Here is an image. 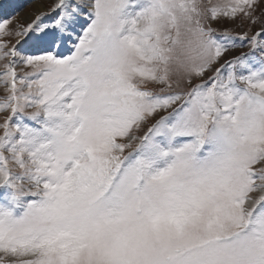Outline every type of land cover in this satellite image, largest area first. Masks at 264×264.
<instances>
[{
  "label": "snow or ice",
  "instance_id": "obj_1",
  "mask_svg": "<svg viewBox=\"0 0 264 264\" xmlns=\"http://www.w3.org/2000/svg\"><path fill=\"white\" fill-rule=\"evenodd\" d=\"M0 88V264H264V0H0Z\"/></svg>",
  "mask_w": 264,
  "mask_h": 264
},
{
  "label": "rangeland",
  "instance_id": "obj_2",
  "mask_svg": "<svg viewBox=\"0 0 264 264\" xmlns=\"http://www.w3.org/2000/svg\"><path fill=\"white\" fill-rule=\"evenodd\" d=\"M19 3L27 4V0H18ZM34 9L29 5L25 8L20 10V15L24 16L26 13L33 11ZM235 31H241L239 27H237L235 24L230 25ZM246 49H240L239 51H245ZM0 92H2V88H0Z\"/></svg>",
  "mask_w": 264,
  "mask_h": 264
}]
</instances>
